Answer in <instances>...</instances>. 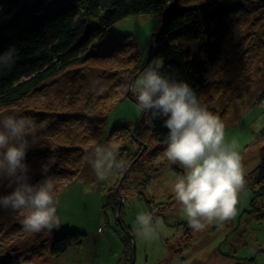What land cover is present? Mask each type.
Wrapping results in <instances>:
<instances>
[{
    "label": "rangeland",
    "instance_id": "1",
    "mask_svg": "<svg viewBox=\"0 0 264 264\" xmlns=\"http://www.w3.org/2000/svg\"><path fill=\"white\" fill-rule=\"evenodd\" d=\"M159 20L157 16H129L117 22L108 33L113 38L132 36L139 61L143 64V70L138 71L130 88L132 98H121L105 115L103 136L97 142L113 145L117 149L123 148V154L117 159L126 162V166L138 153L137 143L128 140L122 146L109 136L115 128L135 126L142 116L143 111L135 102L134 84L143 75L144 63L152 48L150 38L158 30ZM232 32L229 45L244 51L242 70L231 68L234 63L231 62L230 66L229 59L223 58V69L215 76L219 85V90L214 91L215 101H205V104L213 107L210 112L217 115L224 124L225 141L235 142V150L241 155L246 177L258 165V150L264 146V134L260 135L264 131V0L257 1L253 4V10L248 9L239 16ZM237 43L239 46H236ZM75 70L61 73L44 82L33 93L34 101L27 105L22 103L0 108V115H26L25 109L29 105L31 109H42L36 112L49 111L54 117L57 112L58 115L62 114L57 108H63V104H60L65 102L66 94L77 82L71 77ZM77 71L85 73L84 76L92 87L96 85L97 75H102L94 69ZM56 102L60 103L59 106ZM52 109L57 111L53 112ZM36 123L39 126L37 140L32 143V137H28L30 146L23 161L28 165L27 175L31 184L47 177H51L53 181L60 179L59 173H43V168L37 165L41 163L36 159L34 162L27 160L30 154L40 153L44 147L41 142L47 143L46 139L58 131L57 126L51 122ZM149 146L138 156L140 166L134 165L131 171L125 166L122 170L125 179H121V171L113 169L104 180H98L86 160L79 177L59 189L56 197L59 229L36 233L25 231L21 224L24 215L22 211L13 212L0 208V264H126L121 257L124 237L128 239L132 251L131 262L129 258L127 264H264V195L255 198L262 185L244 189L238 194L234 217L224 222L214 221L203 231H195L188 226L182 205L172 191L176 180L184 175V169L179 164L167 161L164 155L167 143L152 142ZM94 147L88 150L86 157ZM32 173L34 176H41L30 181L31 178L34 179ZM8 183L7 179L0 178V196L8 195L14 190L16 185L8 187ZM56 189L57 185L54 193ZM110 191L115 192L120 204L115 213L107 210L104 214L102 203ZM153 207H156V212L152 210ZM120 208L123 226L119 225L117 218ZM144 212L153 214L156 235L151 240H145L136 234V216ZM54 230L55 233H70L64 232L69 230L80 235L86 233V239L55 258L48 255ZM45 239L47 241L43 242ZM32 248L37 250L31 251Z\"/></svg>",
    "mask_w": 264,
    "mask_h": 264
},
{
    "label": "trees",
    "instance_id": "2",
    "mask_svg": "<svg viewBox=\"0 0 264 264\" xmlns=\"http://www.w3.org/2000/svg\"><path fill=\"white\" fill-rule=\"evenodd\" d=\"M261 1V0H256ZM252 0H0V53L15 47L16 54L10 68L0 70V108L32 102L33 93L40 85L59 74L75 71L71 77L76 86L66 94L62 114L36 112L42 110L29 105L26 115L37 122H51L57 126L54 136L47 138L43 150L30 154L28 161L36 159L43 173L57 174L54 180L59 189L77 179L83 171L86 153L103 136V118L131 87L133 79L141 72L143 64L132 36L109 37V30L129 16H157L159 28L150 38L151 50L144 68L155 58L163 60L160 70L165 78L187 83L199 102L209 111L215 101L214 91L219 90L215 76L223 69L222 58L242 70L244 51L229 45L230 36L239 16L253 10ZM263 3V2H261ZM239 46V43L236 44ZM142 66V67H141ZM78 69L98 70L100 81L94 87ZM137 70V71H136ZM103 71V72H102ZM136 71V73H135ZM239 76V73H236ZM68 101H71L68 102ZM68 102V105H66ZM137 103V101L135 100ZM55 104V103H54ZM55 109H52L54 112ZM57 111V110H55ZM63 111H66L63 114ZM163 114L144 112L135 126L115 128L110 135L116 144L124 146L132 140L138 153L126 166L130 171L140 166V152H145L152 142L168 143L169 130L164 126ZM264 131L260 135L263 136ZM42 146V145H41ZM145 146V148H144ZM123 148L118 149L120 155ZM141 152V153H142ZM259 163L245 177V188L261 186L255 198L264 195V146L258 150ZM125 171V170H124ZM127 171V170H126ZM122 172V171H121ZM59 173V174H58ZM33 174V173H32ZM31 175V174H30ZM36 174L30 181L40 178ZM64 177H66L64 179ZM124 177V178H123ZM56 178V177H54ZM64 179L61 181V179ZM125 179L122 172L121 179ZM42 180H37L39 182ZM146 182V181H145ZM143 182V186H145ZM32 183V182H31ZM148 183V180H147ZM146 183V184H147ZM62 184V185H58ZM142 185V184H141ZM142 188V187H141ZM140 188V189H141ZM119 199L110 191L103 200V213L116 212ZM164 204V203H162ZM254 204V202H253ZM163 207V206H162ZM153 207L152 210L157 211ZM120 212L117 218L119 225ZM124 229V227H123ZM54 232L48 255L60 257L81 244L86 236L77 232ZM45 239L43 242H46ZM122 259L132 258L127 238L122 239ZM37 250L32 248L31 251Z\"/></svg>",
    "mask_w": 264,
    "mask_h": 264
},
{
    "label": "clouds",
    "instance_id": "3",
    "mask_svg": "<svg viewBox=\"0 0 264 264\" xmlns=\"http://www.w3.org/2000/svg\"><path fill=\"white\" fill-rule=\"evenodd\" d=\"M15 54L13 46L0 53V70L12 66ZM162 67L161 58L153 59L135 81L137 107L167 117L164 126L169 133L164 155L170 164L184 169L172 191L182 205L188 226L203 231L214 221L224 222L235 216L238 194L246 183L242 158L235 150V142L225 141V126L220 118L199 102L187 83L161 75ZM38 128L31 116L0 115V178L9 181L8 187L16 185L10 194L0 196V208L22 211L21 224L25 231L33 233L60 227L53 179L29 183L28 165L23 163L30 146L28 137L35 143ZM118 155L115 146L97 144L86 160L102 181L113 169L125 168L126 162L118 160ZM43 171H48L47 165ZM153 223L152 213L137 214L136 234L151 240L156 235Z\"/></svg>",
    "mask_w": 264,
    "mask_h": 264
},
{
    "label": "water",
    "instance_id": "4",
    "mask_svg": "<svg viewBox=\"0 0 264 264\" xmlns=\"http://www.w3.org/2000/svg\"><path fill=\"white\" fill-rule=\"evenodd\" d=\"M135 80V78L133 79V81ZM133 83V82H132ZM132 85V84H131ZM131 88V87H130ZM130 95V89L128 90V92H127V96H129ZM144 148H145V146H144Z\"/></svg>",
    "mask_w": 264,
    "mask_h": 264
},
{
    "label": "crops",
    "instance_id": "5",
    "mask_svg": "<svg viewBox=\"0 0 264 264\" xmlns=\"http://www.w3.org/2000/svg\"><path fill=\"white\" fill-rule=\"evenodd\" d=\"M78 245H80V244H78ZM75 247H77V246H75ZM73 248H74V247H73ZM73 248H72V249H73ZM68 251H69V250H68ZM68 251H67V252H68ZM67 252H66V253H67ZM64 254H65V253H64ZM64 254H63V255H64ZM61 256H62V255H61ZM121 257H122V252H121Z\"/></svg>",
    "mask_w": 264,
    "mask_h": 264
},
{
    "label": "bare ground",
    "instance_id": "6",
    "mask_svg": "<svg viewBox=\"0 0 264 264\" xmlns=\"http://www.w3.org/2000/svg\"><path fill=\"white\" fill-rule=\"evenodd\" d=\"M224 61H225V60L222 58L220 62H221V63H224Z\"/></svg>",
    "mask_w": 264,
    "mask_h": 264
}]
</instances>
